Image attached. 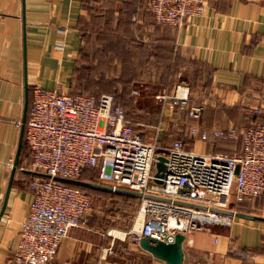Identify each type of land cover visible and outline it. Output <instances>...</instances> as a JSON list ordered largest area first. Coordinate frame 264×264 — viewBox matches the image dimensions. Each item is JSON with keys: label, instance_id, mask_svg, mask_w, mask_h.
<instances>
[{"label": "crops", "instance_id": "1", "mask_svg": "<svg viewBox=\"0 0 264 264\" xmlns=\"http://www.w3.org/2000/svg\"><path fill=\"white\" fill-rule=\"evenodd\" d=\"M90 5L88 0H0V264H14L10 256L20 222L33 200L30 184L38 176L35 172H41L31 166L23 134L10 185L32 86H60L69 94L96 97L82 92L78 83L86 42L83 26L93 18ZM103 12L120 21L114 24L120 55L113 63L138 65L144 50L150 64L173 65L174 82L188 84L192 102L205 104L202 127H245L254 108L264 114V0H207L203 14L180 27L157 23L138 0H104ZM157 106L158 116L151 108H139L134 120L143 127L160 124V131L172 130L167 138L156 139L162 152L182 136L187 121L176 116L172 106ZM194 143L199 151L242 152L239 138ZM227 202L225 209L264 217V198L236 202L231 193ZM103 221L88 216L72 228L46 264H166L132 239L129 231L141 224L132 210L120 216V223ZM199 241L183 242L182 264H264L263 219L235 214L232 225L216 226Z\"/></svg>", "mask_w": 264, "mask_h": 264}, {"label": "built area", "instance_id": "2", "mask_svg": "<svg viewBox=\"0 0 264 264\" xmlns=\"http://www.w3.org/2000/svg\"><path fill=\"white\" fill-rule=\"evenodd\" d=\"M156 22L180 27L203 14L207 0H143ZM162 107L178 105L197 122L192 134L206 142L211 137L241 138L242 152H205L175 139L158 152L156 137L145 140L128 121L124 107L112 93L99 97L69 94L34 85L24 124V140L31 166L48 176L31 181L33 200L20 222L18 243L10 256L14 264H46L56 255L63 238L84 223L91 207L89 193L55 176L78 178L87 166L100 165L98 180L141 192V224L129 231L134 241L151 237L171 243L177 233L195 245L230 226L235 214L227 208V196L236 202L264 198V114L245 127H202L204 103H194L190 88L178 84L171 93L156 94ZM260 114V108H254ZM161 125H157V132ZM165 168L157 175L158 155ZM239 165L238 172H235ZM218 235L213 236L217 243ZM183 241V242H184Z\"/></svg>", "mask_w": 264, "mask_h": 264}, {"label": "rangeland", "instance_id": "3", "mask_svg": "<svg viewBox=\"0 0 264 264\" xmlns=\"http://www.w3.org/2000/svg\"><path fill=\"white\" fill-rule=\"evenodd\" d=\"M138 3L145 8L143 0H138ZM88 4H91L93 18L89 22H84L83 26L86 42L82 53L83 63L78 68L80 77L78 83L84 91L89 93L120 95L121 103L126 106L129 113H138L139 108H151L152 114L156 113L158 116L160 108L157 104L161 102L156 94L171 93L178 84L189 85L185 82H174L173 65L150 64L147 52L144 50L141 51L140 64L138 65L113 63V57L120 55V43L116 39L114 30V24H118L120 21L118 22L111 14L103 15L104 0H88ZM133 77L136 80H133ZM174 83L176 84L174 85ZM191 98L194 99L192 94ZM145 132V140L161 136L162 138L168 137L165 135V131L157 132L156 127L145 128ZM195 140L200 141L190 138L189 142ZM190 145L191 148L197 149V143ZM157 151L159 152L160 149L158 148ZM82 177L102 183L97 178L96 170L93 169L84 170ZM87 190L91 199L87 217H103V222L106 225L112 222L120 223V216H128L130 210L138 217L143 204V198L138 195L120 194L113 189L87 188Z\"/></svg>", "mask_w": 264, "mask_h": 264}, {"label": "water", "instance_id": "4", "mask_svg": "<svg viewBox=\"0 0 264 264\" xmlns=\"http://www.w3.org/2000/svg\"><path fill=\"white\" fill-rule=\"evenodd\" d=\"M27 108H28V98H26L25 102V107H24V115H23V120H22V125H21V136H20V141H19V146L17 150V154L15 157V160L13 162V170H12V175L10 179V185L13 179V175L18 163V156L20 153V149L22 146V140H23V134H24V124L27 116ZM165 156L162 154L158 155V161L156 162V167L158 169V172L156 173L157 175L161 174V170L165 168L164 161ZM239 165L236 166L235 172H238ZM35 173L38 174V176H48L47 174H44L42 172L36 171ZM56 179L62 180V181H67V182H72L76 184H85V185H92V186H98V187H103L107 189H112L110 185L103 184V183H96V182H90L86 180H82L80 178H67V177H62V176H55ZM119 190L129 192V193H134L137 195H141V192L131 190V189H126V188H118ZM223 212L231 213V214H238V215H244L247 217L251 218H256V219H263L264 217L258 216V215H253V214H243L240 212H235L233 210L225 209V208H219ZM185 235L182 233H177L175 236V241L171 243H167L165 241L151 238V237H143L140 239L139 243L140 245L150 251L152 254H154L156 257L164 260L166 264H182L183 259H184V250H183V241H184Z\"/></svg>", "mask_w": 264, "mask_h": 264}, {"label": "trees", "instance_id": "5", "mask_svg": "<svg viewBox=\"0 0 264 264\" xmlns=\"http://www.w3.org/2000/svg\"><path fill=\"white\" fill-rule=\"evenodd\" d=\"M140 6L142 7V4H140ZM143 6L146 8L145 3L143 4ZM146 10L148 11L147 8H146ZM148 12H149V11H148ZM149 13H150V12H149ZM157 23H159V22H157ZM82 92L90 94V93L87 92V91H82ZM101 94H102V93L96 94V97H99ZM112 94L115 96L116 101H117L118 103H120V104L124 107V110H125V113H126V117H127L128 121L130 122V124H132V126L134 127L135 131L141 133L142 137L145 139V136H146L145 128H147V127H143V126H141L140 124H138V122H136V121L134 120V118L138 116V113H136V112H135L134 114H133V113H129L128 110L126 109V106H125L124 104L121 103V100H122L121 98H122V97H121L120 95L118 96V95H116V94H114V93H112ZM190 97H191V96H190ZM123 101H124V100H123ZM173 110H174V113H176V114H175L176 116L179 115L180 118H182L183 120L187 121V124H185V125H184V128L181 130V132H182V133H181L182 136L180 135V136H178L176 139H183V138H184L186 142H189L190 138L198 139V135L192 134V133L190 132V128H191V126L197 122L196 118L190 116V115H189V112H188L187 110L180 109L178 105H175V106L173 107ZM137 111H138V110H137ZM205 111H206V107H205V109H204L203 116H204V114H205ZM130 114H131V115H130ZM252 115H253V119H252V121H251V123H250L249 125H251L252 123H254L255 121H257V120L261 117V115H263V113L260 112V114H257V113H255V111H254V113H253ZM203 116H202V117H203ZM145 117H146V116L143 115L142 118H145ZM235 126H237V125H235ZM171 133H172V130H165V135H166V136L169 135V134H171ZM182 137H183V138H182ZM213 138H221V137H213ZM237 138H239V139L241 140L240 137H237ZM224 139H235V138H224ZM190 142H191V143H190ZM190 142H189V143L192 144L194 141H190ZM88 169L96 170V175H97V178H98V173H99V170H100V165H96V166H87V167H85V168L82 170L81 174L78 176V178H80V179H82V180L90 181V182H96V181L88 180L87 178H83V177L81 178V175H82L83 171H84V170H88ZM63 182H64V183H67V184H70V185L78 186V187H80V188L86 190L87 192H88L87 188H101V189H107V188H103V187L92 186V185H85V184H76V183L67 182V181H63ZM96 183H97V182H96ZM108 190H110V189H108ZM115 191L120 192V194H131V195H135V194H132V193H129V192L120 191L119 189H117V190H115Z\"/></svg>", "mask_w": 264, "mask_h": 264}]
</instances>
